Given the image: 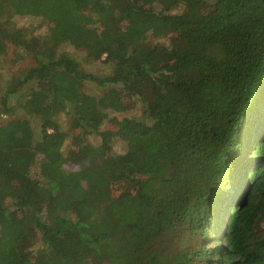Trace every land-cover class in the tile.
Wrapping results in <instances>:
<instances>
[{
    "label": "trees",
    "instance_id": "trees-1",
    "mask_svg": "<svg viewBox=\"0 0 264 264\" xmlns=\"http://www.w3.org/2000/svg\"><path fill=\"white\" fill-rule=\"evenodd\" d=\"M7 54L0 264H264V0H0Z\"/></svg>",
    "mask_w": 264,
    "mask_h": 264
},
{
    "label": "rangeland",
    "instance_id": "rangeland-1",
    "mask_svg": "<svg viewBox=\"0 0 264 264\" xmlns=\"http://www.w3.org/2000/svg\"><path fill=\"white\" fill-rule=\"evenodd\" d=\"M182 9H183V7L181 6L178 9V11H181ZM212 10H213V7L211 5L206 4V3L201 4L200 12L198 15L204 16L205 14L209 13ZM15 22L17 25H20V26H23L24 28H27L28 30L32 31L34 34H44V32H46L48 30L49 25H51L39 17H32V16L15 17ZM52 23H54V22H52ZM150 40L153 42L164 41V40L155 38L153 36H150ZM60 47H61V50L66 51L69 54H71L72 56H74L75 60L80 65V67L85 69L88 72L98 73V74H108L111 71V67L106 62L95 61V60L89 59L87 57L86 51L82 48H76V47H74L68 43H64ZM12 59H13V54H7L6 56H0L1 82H3V80H5L6 78L9 77V73L14 72V71L16 72L19 69L28 68L29 66L34 64L32 59H25L26 61L23 63H21V61H19V63H12L11 62ZM89 87L91 88V90H94V91L100 92L103 90V88H100L98 86H89ZM14 99L15 98L11 99V102H15ZM139 112H140V105L135 104L130 109H128L125 113L113 112L112 114L120 117L123 114L138 115ZM255 114H256L255 118L258 121H261L263 116H264V104H263V106L261 105V108L258 109V111ZM14 115H24V113L20 109H15L14 111L9 112V113L0 112V124L6 122L10 118H12ZM26 118H28L30 120L34 129L36 130V132H38L39 128L36 125V122H37L36 118L30 117V116H26ZM67 118H68V116H65V115L61 116L62 125H67ZM69 129L71 132L76 131L75 127H71V128L69 127ZM105 129L109 132V142L112 146V149L115 151H118V152L124 151L125 143L123 140H120L118 138V134H117L118 127H117L116 123L115 122L109 123L108 125H106ZM90 140L93 143H97L99 138L97 136L93 135L90 137ZM69 145H70L69 142L66 143L64 148L68 147ZM65 168L71 174L72 178L77 180L80 184L82 183L80 181V178H78V176H77V168L72 167V166H68V165L65 166ZM120 189H122V188H119L118 191L115 192V194H117ZM233 191H234V188L229 189V192H233ZM13 221L14 220H12L10 218H8V219L5 218V219L0 220V222L2 224H6V225H10ZM263 226H264V223H263Z\"/></svg>",
    "mask_w": 264,
    "mask_h": 264
}]
</instances>
